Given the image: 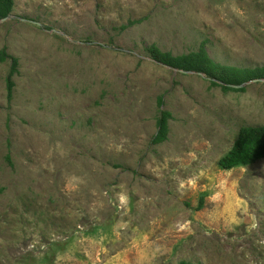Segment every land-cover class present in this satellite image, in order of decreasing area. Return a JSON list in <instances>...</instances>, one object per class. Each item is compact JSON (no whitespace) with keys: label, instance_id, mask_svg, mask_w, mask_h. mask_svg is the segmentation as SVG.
I'll list each match as a JSON object with an SVG mask.
<instances>
[{"label":"rangeland","instance_id":"obj_1","mask_svg":"<svg viewBox=\"0 0 264 264\" xmlns=\"http://www.w3.org/2000/svg\"><path fill=\"white\" fill-rule=\"evenodd\" d=\"M151 45L264 67V0H13L0 18V264H264V159L218 165L264 125V79L224 92Z\"/></svg>","mask_w":264,"mask_h":264},{"label":"trees","instance_id":"obj_2","mask_svg":"<svg viewBox=\"0 0 264 264\" xmlns=\"http://www.w3.org/2000/svg\"><path fill=\"white\" fill-rule=\"evenodd\" d=\"M12 6L13 0H0V18L7 17L12 10ZM148 53L154 61L168 67L203 74L211 87H219L224 92L241 93L244 92V85L247 82L264 79V67L236 68L223 66L209 57L204 45H201L197 51L181 54L178 57L168 52H161L154 45L149 47ZM0 59H2V56ZM15 62L16 60L13 61L11 73L14 71ZM7 86L8 96L10 97L12 87L10 78H8ZM161 104L162 101L159 98L158 105ZM168 117H170V114L164 111L157 119V132L152 138L153 144L161 143L166 139ZM260 159H264V125L248 126L240 128L232 148L219 159L218 165L222 169L229 170L234 167L253 164Z\"/></svg>","mask_w":264,"mask_h":264}]
</instances>
